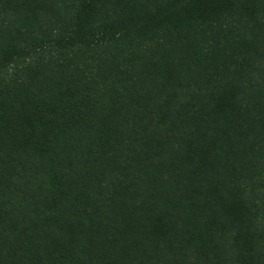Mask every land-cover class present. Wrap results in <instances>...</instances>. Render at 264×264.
Masks as SVG:
<instances>
[{
  "label": "trees",
  "instance_id": "1",
  "mask_svg": "<svg viewBox=\"0 0 264 264\" xmlns=\"http://www.w3.org/2000/svg\"><path fill=\"white\" fill-rule=\"evenodd\" d=\"M0 264H264V0H0Z\"/></svg>",
  "mask_w": 264,
  "mask_h": 264
}]
</instances>
